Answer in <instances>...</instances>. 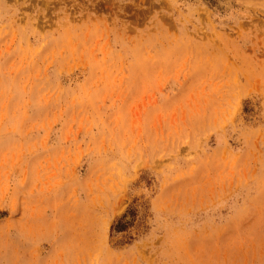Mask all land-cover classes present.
Returning <instances> with one entry per match:
<instances>
[{
  "label": "rangeland",
  "instance_id": "374dc122",
  "mask_svg": "<svg viewBox=\"0 0 264 264\" xmlns=\"http://www.w3.org/2000/svg\"><path fill=\"white\" fill-rule=\"evenodd\" d=\"M0 264H264V0H0Z\"/></svg>",
  "mask_w": 264,
  "mask_h": 264
}]
</instances>
